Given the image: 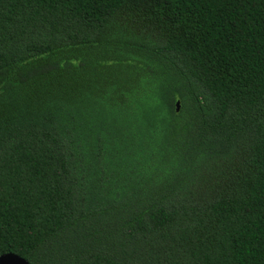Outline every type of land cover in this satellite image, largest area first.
<instances>
[{"label":"trees","instance_id":"trees-1","mask_svg":"<svg viewBox=\"0 0 264 264\" xmlns=\"http://www.w3.org/2000/svg\"><path fill=\"white\" fill-rule=\"evenodd\" d=\"M8 252L264 264V0H0Z\"/></svg>","mask_w":264,"mask_h":264},{"label":"water","instance_id":"water-1","mask_svg":"<svg viewBox=\"0 0 264 264\" xmlns=\"http://www.w3.org/2000/svg\"><path fill=\"white\" fill-rule=\"evenodd\" d=\"M179 110V101L176 102V111ZM0 264H30L25 258L14 253H3L0 255Z\"/></svg>","mask_w":264,"mask_h":264}]
</instances>
